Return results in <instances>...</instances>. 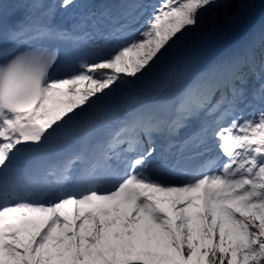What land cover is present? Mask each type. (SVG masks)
<instances>
[{
  "label": "snow or ice",
  "instance_id": "snow-or-ice-1",
  "mask_svg": "<svg viewBox=\"0 0 264 264\" xmlns=\"http://www.w3.org/2000/svg\"><path fill=\"white\" fill-rule=\"evenodd\" d=\"M250 7L0 0V264H264V27L174 67Z\"/></svg>",
  "mask_w": 264,
  "mask_h": 264
},
{
  "label": "rangeland",
  "instance_id": "rangeland-1",
  "mask_svg": "<svg viewBox=\"0 0 264 264\" xmlns=\"http://www.w3.org/2000/svg\"><path fill=\"white\" fill-rule=\"evenodd\" d=\"M253 20L255 19L250 18L248 21L241 20L239 22H232L228 24L225 29L221 30L218 36L211 38L214 41L203 40L200 41V43L194 45L195 47H193L202 52L206 51L208 54H214L221 49L229 47L234 39L241 36L243 33H250L252 30V32H255L254 27L256 26V24H258V22L253 23Z\"/></svg>",
  "mask_w": 264,
  "mask_h": 264
},
{
  "label": "trees",
  "instance_id": "trees-1",
  "mask_svg": "<svg viewBox=\"0 0 264 264\" xmlns=\"http://www.w3.org/2000/svg\"><path fill=\"white\" fill-rule=\"evenodd\" d=\"M251 7L244 14L245 16L242 20L249 19V16L253 18H258L264 12V3L261 0H250ZM226 24L223 21H219L218 23H213L208 21L205 23L202 29L197 30L195 32L190 33L189 42H195L200 37H208L214 32H218L221 30Z\"/></svg>",
  "mask_w": 264,
  "mask_h": 264
},
{
  "label": "bare ground",
  "instance_id": "bare-ground-1",
  "mask_svg": "<svg viewBox=\"0 0 264 264\" xmlns=\"http://www.w3.org/2000/svg\"><path fill=\"white\" fill-rule=\"evenodd\" d=\"M203 54V52L200 53L196 48H189L187 54L182 59L177 60L174 67H176L177 70H183L185 65H188L191 69H193V62L196 58L199 60L205 57ZM138 91H140V89H138Z\"/></svg>",
  "mask_w": 264,
  "mask_h": 264
}]
</instances>
